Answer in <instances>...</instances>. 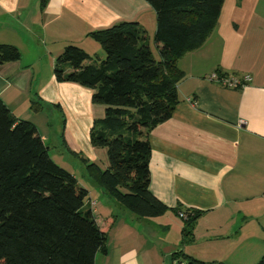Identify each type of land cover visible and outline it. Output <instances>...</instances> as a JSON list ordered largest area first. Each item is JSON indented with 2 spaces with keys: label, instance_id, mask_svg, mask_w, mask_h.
<instances>
[{
  "label": "crops",
  "instance_id": "1",
  "mask_svg": "<svg viewBox=\"0 0 264 264\" xmlns=\"http://www.w3.org/2000/svg\"><path fill=\"white\" fill-rule=\"evenodd\" d=\"M123 22L143 27L151 46L156 12L147 0H0V44L21 53L0 65V99L34 124L47 146L51 133L37 120L51 109L64 116L53 139L85 164L86 181L68 171L88 191L85 205L107 234L95 264H184L172 258L179 251L202 264L255 263L262 252L245 248L243 230L264 221V0H224L204 44L178 61L180 102L148 135L149 189L169 209L151 219L124 209L90 178L86 162L109 166L107 150L89 140L105 108L92 103V90L54 74L70 45L103 58L88 35ZM217 71L228 79L249 75L251 82L226 88L209 81ZM178 209L201 213L189 242L180 239Z\"/></svg>",
  "mask_w": 264,
  "mask_h": 264
},
{
  "label": "trees",
  "instance_id": "2",
  "mask_svg": "<svg viewBox=\"0 0 264 264\" xmlns=\"http://www.w3.org/2000/svg\"><path fill=\"white\" fill-rule=\"evenodd\" d=\"M147 2L156 12L157 58L147 31L123 22L88 35L103 58L70 45L58 56L54 74L60 83L92 90V103L105 108L89 140L94 148H106L109 166L86 162L90 178L124 209L151 219L169 209L149 189L148 135L172 117L184 77L178 61L204 44L224 0ZM20 59L18 48L0 44V65ZM87 197L77 178L52 159L36 126L0 99V264H95L96 255L106 251L107 234L85 205ZM174 212L186 215L182 237L191 241L201 213ZM172 258L202 264L180 251Z\"/></svg>",
  "mask_w": 264,
  "mask_h": 264
},
{
  "label": "rangeland",
  "instance_id": "3",
  "mask_svg": "<svg viewBox=\"0 0 264 264\" xmlns=\"http://www.w3.org/2000/svg\"><path fill=\"white\" fill-rule=\"evenodd\" d=\"M151 38H152L151 48H152L154 56L157 58L158 52L156 50V45L154 43V35ZM63 119H64V116H61L60 112H58L55 109H51V110H46L44 115L40 116V118L37 120V124L39 125V129L43 133L46 129L48 131H50V133H51L52 139H49V141L47 143L49 144L48 146L50 147L49 153H50L52 159L60 167L65 168L66 170H71V171L75 172L79 176L80 180L86 181L87 179H84V177H83V175L85 173L82 172V170L85 171V168H86L85 164H83L81 162L80 158H77V157L73 156L72 154L67 153L65 151V149L62 147L61 141L59 139H53L54 134H56V136H58L59 126H60L61 122L63 121ZM49 124L52 125L50 128L48 126H46ZM44 126H46V127H44ZM98 149H100V148H98ZM101 149L106 150V148H101ZM58 151H62V152H64V154H60ZM106 159H108L107 156H106ZM108 163H109V160H108ZM177 220L183 224L181 219L180 220L177 219ZM259 222H261V223H259V224L256 223L255 225L247 226L243 230V237H244V242L246 245L245 248L249 249V251H252V252L254 251L255 254L257 252H260V251L262 252V255H260L259 259H257V261H255V263H250V264H258L264 256V223H263L264 221L260 220ZM178 227H180V229H181L180 224L178 225ZM176 229H177V227H176ZM176 229L174 228V230H176ZM182 229H183V227H182ZM180 239H183L182 234H181Z\"/></svg>",
  "mask_w": 264,
  "mask_h": 264
},
{
  "label": "built area",
  "instance_id": "4",
  "mask_svg": "<svg viewBox=\"0 0 264 264\" xmlns=\"http://www.w3.org/2000/svg\"><path fill=\"white\" fill-rule=\"evenodd\" d=\"M209 81L218 83L226 88L230 89H237V88H243L245 85L251 82V77L249 75H246L242 78H232L228 79L226 77L221 78L218 73H213L209 78ZM179 217L181 219H185L186 215L184 213H180Z\"/></svg>",
  "mask_w": 264,
  "mask_h": 264
}]
</instances>
